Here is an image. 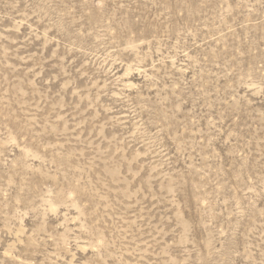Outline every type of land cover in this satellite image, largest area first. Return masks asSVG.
Here are the masks:
<instances>
[{
    "label": "rangeland",
    "instance_id": "374dc122",
    "mask_svg": "<svg viewBox=\"0 0 264 264\" xmlns=\"http://www.w3.org/2000/svg\"><path fill=\"white\" fill-rule=\"evenodd\" d=\"M0 264H264V0H0Z\"/></svg>",
    "mask_w": 264,
    "mask_h": 264
}]
</instances>
